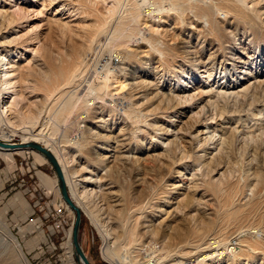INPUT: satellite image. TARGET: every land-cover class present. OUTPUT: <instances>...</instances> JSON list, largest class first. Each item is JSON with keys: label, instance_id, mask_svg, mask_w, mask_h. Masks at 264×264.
Segmentation results:
<instances>
[{"label": "rangeland", "instance_id": "obj_1", "mask_svg": "<svg viewBox=\"0 0 264 264\" xmlns=\"http://www.w3.org/2000/svg\"><path fill=\"white\" fill-rule=\"evenodd\" d=\"M2 1L6 2L7 0ZM12 1L15 4L22 0L7 2L13 4ZM32 1L36 5L41 0ZM236 4L240 10L241 8L244 9L243 13L241 12L242 15L250 17L251 22L246 18H238L236 12L230 11L232 7L236 9ZM251 4L252 0H57L54 4L45 2L43 13H40L39 18L29 23L24 22L27 16L23 18L20 14L13 16L10 21L2 20V24L6 25L9 21L10 26H12L10 34L5 39L6 42L8 41V45L10 44L9 48L12 49V52L10 54L3 53L2 56H4V61L12 60L15 65L17 63L18 71L15 68V72L17 71L16 73L20 74V77L25 78L26 84L16 87L17 94L13 99L12 109L9 108L10 111L7 114H2L0 135L8 133L10 130L20 131L32 128L37 132L40 129L42 136L38 140L39 144L42 146L48 142L49 147L54 150L56 155L61 159L64 158L63 161L66 165L69 163L70 166L67 167L69 175L72 171L74 175H77L81 173L79 172L80 169L83 173L85 170L92 171L93 169L95 178L93 176L92 179L95 181V192H92L91 197H89L91 200L89 199L87 205L88 210L84 209L82 213L79 232L81 248L90 264H116L115 260H117L103 249L104 243L101 234L91 214H100V219L104 221L106 216H109L111 220L108 222L114 223L108 224L113 228L112 230L116 231V226H120L121 228L118 230L125 231V226H138L137 228L141 229L147 219L146 213L151 207V210L157 209L162 212L164 210L162 218L166 219L168 216L166 214L177 206L175 208L176 214H172L167 217L168 220L166 219L165 226L167 227L159 228L152 224L156 228L154 229L155 234H157L156 237L169 240V236L174 233L177 227L199 230L202 225L205 226L207 220H211L216 221V228L212 232L214 235L207 236L210 238L219 234L215 231L219 226H222L220 220L223 217V212H226L225 210L228 212V208L230 209L229 203V207L226 208L227 203L225 201L227 200H225L224 195L225 190L232 186L236 187L237 196L234 197V205L239 208L240 212H243H241L242 214L247 212L245 216H249L248 222L245 220L247 224H245L244 229L249 235H256V239H250V243L254 240L262 242V233L259 232L264 229V103L252 104L249 107L245 104V107L242 108L236 105L235 101L231 102V99L222 100L223 103L220 102L219 105H225L224 108L228 114H225L226 117H220V112L215 108L217 105L208 109L203 107L202 102L199 101V104L196 101L201 95L200 91L207 90V86L213 90L225 86L224 88L230 87L231 91L238 92L243 85V81L240 82L238 77L243 76L246 83L247 80L248 83L264 81V35H261L264 34V15L256 16L255 13L253 15L252 10L255 9ZM60 6H62L61 10L57 9ZM261 6L263 7L261 10L264 11V4ZM199 8L200 10H210V13L214 14L213 18L218 31H221L222 38L220 40L225 41L226 51L224 50L223 53L224 56L226 55V59L219 57L215 61L210 60L209 65L195 64L198 67L188 65L186 62H183L185 65L179 64L180 51L169 52L173 50L171 49L173 44L168 45V41L171 40V37L177 38L174 42L185 40L186 36L182 37L181 29L186 25L188 26L189 23L193 27L206 25L205 19L203 20V17L199 15ZM56 10L60 12L56 14ZM29 15L34 16L33 14ZM161 21H166L168 24L161 23ZM251 24H258L260 28L258 25L253 27ZM172 27H176V30ZM216 30L207 29L206 33L210 34L212 39L217 33ZM12 31L14 32L11 33ZM203 32L205 33L204 30ZM189 41L192 44L196 43L200 48L203 46L205 52L202 61H206L209 50L203 39L197 40L196 37H193L189 38ZM29 44L32 45V49H35L32 53L31 51L28 52L26 48ZM136 48L138 51L148 49L145 52V55H148V61H143V63L140 61L139 57L141 56L135 53ZM126 51L133 52L134 58L131 57L133 53H130L128 59L124 58L121 61L122 65L108 60L109 56L112 57L114 53L124 55ZM79 53H83L82 60L77 66H74V74L78 77L74 81L71 77V82L66 83V86H61L60 89L63 91L59 100L55 99V95L49 92L52 94L50 97L45 89L50 88L51 82L57 81V79L55 76L49 75L47 78L43 77L44 74L49 73L47 69L48 60L58 66L64 64L67 57ZM19 57L21 59L17 62ZM230 58L234 61L242 60L244 64L236 63L235 70L232 67L234 61L229 60ZM27 61H30L29 66L26 65ZM132 62L137 68L135 76L143 77L141 80L144 79L143 81L146 82L149 80L148 83L150 84L155 83L154 91L160 99L168 97L171 92L173 96H176V99L170 101L171 103L164 98L159 105L162 109L166 108V104L167 107H172L175 104L184 106H182L184 113L182 115L178 113V117L174 120L175 126L169 125L170 127H168L166 125L167 118L160 113L154 117L150 112H146L158 105L157 102L150 100L151 95L148 97L147 102L150 101L147 106L140 107V103L135 104L134 101H131L129 90L124 89L120 92L121 94L115 95V92L119 91L115 87L116 84L127 82V72L122 68ZM21 66L23 67L21 68ZM173 66H178L181 69L178 67L175 69ZM149 67H156L155 69L159 71L157 75L150 76L147 72ZM245 70L248 72L247 75L241 72ZM114 76L117 77L118 83L112 82ZM208 76L210 77L208 78ZM61 83L59 82V84ZM155 88L159 90H155ZM182 90L185 92L182 93ZM184 93L189 94V96L183 97ZM144 106H146L145 114L142 113ZM0 107L3 108V103ZM95 113L104 119L107 124L106 128L108 127L107 129L112 133L115 134L122 129L123 132H128L127 136L132 142L129 151L137 157L136 161L129 162L116 159L113 161L114 165L111 171L99 166L100 164L92 165L93 157L90 148H92L93 136L87 127L93 116L96 115ZM31 115H37V119L32 118ZM205 122L211 124L208 131L212 136L210 143L208 142L210 150L201 153L204 151L203 147L199 150L200 152L198 151L201 143L200 145L199 143H191L189 138L199 131L201 129L200 124ZM148 125L151 126L150 128L162 125L167 130L172 131L170 138L175 139L171 140V144H168L167 141L153 139L152 134L149 133V128H147ZM220 125L225 129L226 134L221 133ZM226 137H229V145L221 148L220 141ZM20 140L21 135L17 134L11 137L9 141L18 144ZM63 144L67 145V152L62 147ZM61 150L63 151L61 152ZM159 153L163 154L164 157L160 156L159 159H155L153 156ZM198 154L206 158L207 164L198 161ZM210 158L213 160L209 161ZM252 162L254 163L252 164ZM89 166L91 168L87 169ZM132 166L134 169H131ZM165 167L170 169V177L167 176L169 179L164 176ZM256 167H259L258 170L260 171ZM256 170L260 172L259 178H257ZM248 171L252 173L251 176ZM247 177L249 178L248 181ZM136 178L140 183L136 182ZM253 178L260 181L259 193L253 201L250 200L253 196H247V202L251 201L250 204L254 205H249L246 209L247 205L243 206V203L246 202L245 198L240 194L249 183L254 182ZM174 183L184 189L183 194L177 195L176 199V196L167 192L168 185ZM193 189H200L199 191L204 194V198L202 197V199L200 194H196ZM219 190L221 191L219 192ZM186 196L192 199V204H186L182 201L179 205L174 204L172 206L168 202L175 203L177 199L181 201L180 198ZM159 200L161 201L158 203ZM121 203L123 207L120 206ZM144 204L146 206L148 204V206L146 207ZM143 206H145L144 209ZM122 212H125L126 215ZM240 212L239 214H241ZM250 212H254L255 215ZM30 217L34 218V223L29 221ZM73 218V215L61 203L57 192L55 173L48 162L42 161L31 150H25L23 153H12V155L0 151V264H77L74 255L71 256L70 250H68V234L72 227ZM120 218L121 223L119 225L117 219ZM258 221H260L258 227L252 225L249 227V223L254 224ZM232 223L230 222V224ZM201 233L205 234V231H201ZM231 233L232 231H229V234ZM235 235L236 233H233L229 238ZM139 237H141L140 233ZM140 239L142 242L145 241L142 237ZM178 254L172 256V262L174 260L178 262L179 259L183 264H199V259L196 261L190 255L179 257ZM228 259V264L245 263L244 258L239 261L234 258ZM261 260L264 259L261 258ZM252 261L254 263L251 262L250 264L264 263V261H260V257Z\"/></svg>", "mask_w": 264, "mask_h": 264}, {"label": "bare ground", "instance_id": "obj_2", "mask_svg": "<svg viewBox=\"0 0 264 264\" xmlns=\"http://www.w3.org/2000/svg\"><path fill=\"white\" fill-rule=\"evenodd\" d=\"M7 1H11V0H7ZM4 2L2 0H0V102L1 104L3 103V108L0 107V124L2 121V114H7L10 110L9 108H11L12 103L14 102V97L17 94V90L16 87L19 85H25V78L24 77H20V74L18 75V73H16L18 71V67H16L15 62L14 61H4V56H2L3 53H8L10 54L12 52V49L9 48L8 45V41L6 42L5 39L7 38V35L10 34V28L12 26H10V20L11 18H13V16H15L16 14H20L21 16H23V18H27L25 19L24 22L29 23L32 20L39 18V14L43 13L44 7H45V2H51V4H54L56 1L55 0H41L40 3H35L36 5H34L32 0H20L21 2L15 3L13 2V4H11L10 2ZM55 1V2H53ZM235 1V0H234ZM35 2V1H34ZM190 2V1H189ZM237 2V1H236ZM39 4V5H38ZM203 4V3H202ZM210 4V3H209ZM224 4V3H223ZM238 4V3H237ZM236 4V9H234L233 7L230 9V11L236 12V16L240 19H248L249 22H251V18L247 17L245 15H242L243 10L241 8V10L237 7ZM264 4V0H252V4L253 8L255 10H252V13L254 15V13L256 14V16H260L259 14L264 15V11L263 7L261 5ZM64 5V4H63ZM204 5V4H203ZM202 5V6H203ZM38 6H41V8H38ZM205 6V5H204ZM261 6V7H260ZM60 6L57 9L61 10ZM199 7V6H198ZM242 7V6H241ZM259 7V8H258ZM166 8V7H165ZM203 8V7H202ZM205 8V7H204ZM203 8V9H204ZM246 8V7H245ZM155 9V8H154ZM167 9V8H166ZM191 9V8H190ZM218 9V8H216ZM250 9V7H249ZM262 9V10H261ZM169 10H171L169 8ZM200 10V8H199ZM221 10V9H219ZM176 11V10H174ZM60 11L56 10V14H58ZM242 12V13H241ZM81 13V12H80ZM245 13V12H244ZM29 14H33L34 16H30ZM246 14V13H245ZM199 15L201 17H203V20L205 19V23L206 25L204 26H190V23L188 24V26H184V28H182V37H185V40H179L178 42H174L176 41L175 39H173V37H171V40H169L167 43L168 45L173 44L172 48L173 50H170L169 52H177L178 50L180 51V56H179V64L186 62L188 63V65H192L193 67H198L196 65L198 64H206L209 65L210 60H216L219 57L225 58L224 56V50H225V41L220 40L221 37V31H218V27L216 25V22L213 18L214 14L210 13V10H200L199 11ZM235 15V14H234ZM19 18V17H18ZM17 18V19H18ZM258 18V17H257ZM6 19L9 20L8 23L2 24V20ZM160 19V18H159ZM162 20V18H161ZM164 20V19H163ZM23 21V19H22ZM241 21V20H240ZM16 22V21H15ZM20 22V21H19ZM175 22V21H174ZM182 22V21H181ZM191 22V21H190ZM196 22V21H195ZM203 22V21H201ZM220 22V21H219ZM218 22V23H219ZM14 23V21H13ZM56 23V22H55ZM161 23H167L166 21H161ZM155 24V23H154ZM168 24V23H167ZM192 24V23H191ZM195 24V23H194ZM230 25V23H227ZM245 24V23H244ZM12 25V23H11ZM165 25V24H164ZM258 24H251V26L255 27ZM103 26V25H102ZM259 26V25H258ZM9 27V28H8ZM148 27V26H147ZM224 27V26H223ZM143 28V27H142ZM214 30L217 29V33L214 35V38H210V34L206 33V30ZM225 28V27H224ZM252 28V27H250ZM260 28V26H259ZM144 29V28H143ZM172 29L176 30V27H172ZM96 30V29H95ZM156 30V29H155ZM161 30V29H160ZM164 30V29H163ZM203 30L205 31V33L203 32ZM153 31V30H152ZM151 31V32H152ZM168 31V30H167ZM14 31H12L11 33H13ZM143 32V31H142ZM164 32V31H163ZM231 32V31H230ZM102 33V32H101ZM214 33V32H213ZM227 33V32H226ZM232 33V32H231ZM155 34V33H154ZM164 34H166L164 32ZM169 34V33H168ZM99 35V34H98ZM188 35V36H187ZM264 35V34H261ZM176 36V35H175ZM226 36V35H225ZM161 37V36H160ZM181 37V38H182ZM196 37V39L198 40L199 38L203 39V42L206 43L205 45L208 46V56L206 57V61H202V57L204 55L203 51V46H201V48L196 44L193 43L191 41H189V38H193ZM231 37V36H230ZM260 37V36H259ZM15 38V37H14ZM233 38V37H232ZM44 39V38H43ZM173 39V40H172ZM183 39V38H182ZM168 40V39H167ZM235 41V40H234ZM12 42V41H10ZM162 42V41H161ZM199 44V43H198ZM236 44V43H235ZM254 44V43H253ZM31 44H29L26 48L28 49V52L34 51L35 49L31 48ZM233 46V45H232ZM140 49V48H139ZM134 50V49H133ZM148 51L147 50H137V48L135 49V53L137 55H140L141 57H139L140 61L143 63V61H148V55H145V52ZM226 51V50H225ZM45 52V51H44ZM232 52V51H230ZM130 53H133L131 51H126V53L124 55H120V54H113L112 57L109 56L108 60L114 63H117L119 65H122V60H124V58L128 59V55ZM166 53V52H165ZM19 54V53H18ZM17 54V55H18ZM148 54V53H146ZM22 55V54H21ZM173 55V53H172ZM230 55V54H229ZM82 56L83 53H79V54H75L72 57H67L65 59V63L64 64H60L58 66L54 65L53 63L49 61L48 65V71L49 73L44 74V78H47V76H55V78L57 79V81H53L51 82V87L46 88L45 91L47 94L53 93L56 97L55 99H58L62 96V91L60 88H62L63 86H66V83L71 82V77H73L72 81H74V79L76 77H78V75H75L74 73V66H77L79 61L82 60ZM125 56V57H124ZM233 56V55H232ZM231 56V57H232ZM18 57V56H17ZM131 57L134 58V53L131 54ZM199 57V62H196V58ZM230 57V56H229ZM19 59H21L20 57L18 58L17 62H19ZM43 59V58H42ZM47 59V58H45ZM226 59V58H225ZM237 59V58H235ZM231 61V58L229 59ZM45 62H48L46 60H44ZM91 61V60H89ZM155 61V60H154ZM44 62V63H45ZM107 62V61H106ZM213 62V61H212ZM233 63V62H232ZM236 63H241L244 64V62L242 60L239 61H234V65H232L230 63V65H232V67L236 70ZM30 64V61H27L28 65ZM145 64V63H144ZM178 64V63H177ZM184 64V63H183ZM196 64V65H195ZM134 62L127 64L126 67L121 68L126 70L127 72V82L124 83H119L116 84V89H118L119 91L115 92V95H119L121 94L120 92L122 90H129V92L131 93V101L136 103H140V106L146 105L147 103L151 100V101H155L157 102V106L156 107H152L153 111L150 109L149 111H146V106H144L142 108V113L145 114V111L147 113H151L152 115H154V117H157V114L160 113L162 115H164L167 119H166V125L168 127L171 126H175L174 125V120L178 117L177 114L179 113V115H182L184 112L183 111V105H172L167 107L166 104V108L162 109L159 105L160 102L166 98L167 100H169V102L172 99H176V96L172 95L171 93L168 94V97H163L162 99H160V97L158 96L157 93H155L154 91V86L156 87V84L152 83H148L146 81L141 80L142 78H139L137 76H135V70L137 69L134 66ZM153 65V64H152ZM185 65V64H184ZM29 66V65H28ZM146 66V65H145ZM172 66V65H171ZM179 66V65H178ZM178 66H173L175 69ZM191 66V67H192ZM23 66H21L22 68ZM15 68H17V71L15 72ZM20 68V67H19ZM29 68V67H28ZM156 68V67H155ZM154 67H149L147 70L148 74L150 76L152 75H157V73L159 72L158 69L156 70ZM180 68V67H178ZM208 68V66H207ZM24 69V68H23ZM46 69V70H47ZM173 69V70H175ZM181 69V68H180ZM24 70H28L27 68ZM118 70V69H117ZM142 70V69H141ZM176 71V70H175ZM174 71V72H175ZM179 71V70H178ZM206 71V70H205ZM248 71V70H247ZM181 73V71H179ZM207 72V71H206ZM243 72V74L247 75L248 72L245 71H241ZM177 73V71H176ZM179 73V74H180ZM231 73V72H230ZM43 74V73H42ZM210 76H208L209 78ZM98 78V77H96ZM95 79V78H93ZM239 81L242 82L243 81V85L242 88L238 91V92H233L231 91L230 87H217L218 90L216 89H211L209 86H207V90L205 91H200L201 95H199L198 99L196 100L197 103L202 102L204 105L203 107H207L208 109L211 108L212 106L214 107L215 105H217V107H215L216 109H218V111L220 112V117H224L225 114H228L225 110V105H219L220 102L223 103L222 100H230L231 102L235 101L236 105H238L239 107L244 108L245 104H247V106L249 107V105H256L259 103H264V81H256L253 83H246V79L244 80L243 76L242 77H238ZM237 79V81H238ZM107 80V79H106ZM112 82H116L118 83V79L117 77H113ZM97 81V80H96ZM99 81V80H98ZM124 81V80H123ZM59 82H62L61 84H59ZM42 83V82H41ZM63 84V85H62ZM30 86V85H29ZM62 86V87H61ZM101 86V85H100ZM104 86V85H102ZM241 86V85H240ZM36 87V86H35ZM206 87V86H205ZM216 88V87H215ZM224 88V89H223ZM61 91H60V90ZM99 89V87H98ZM158 89V88H157ZM155 88V90H157ZM186 89V88H185ZM43 90V89H42ZM104 90V89H103ZM159 90V89H158ZM233 90V89H232ZM65 91V90H64ZM91 91V90H90ZM50 92V93H49ZM55 92V93H54ZM57 92V93H56ZM158 92V91H157ZM170 92V91H169ZM182 93L185 92V90L181 91ZM45 93V92H44ZM64 93V92H63ZM99 93V92H98ZM159 93V92H158ZM114 94V93H113ZM111 94V95H113ZM160 94V93H159ZM167 94V93H165ZM196 94V93H194ZM240 94H242L240 96ZM52 94H50L51 97ZM123 95V94H122ZM151 95V99L147 102L148 97ZM163 95V94H162ZM161 95V97H162ZM114 96V95H113ZM127 96V95H125ZM166 96V95H164ZM183 97H187L189 96V94H185L182 95ZM115 97V96H114ZM180 97V96H179ZM193 97V96H192ZM214 97V99L212 100V98ZM21 98V97H20ZM119 98V97H118ZM123 98V97H121ZM218 98V99H216ZM12 99V100H11ZM19 99V98H18ZM116 99V98H115ZM126 99V98H125ZM165 99V100H166ZM57 100V101H58ZM187 100V99H186ZM173 101V100H172ZM168 102V103H169ZM185 102V101H184ZM183 102V103H184ZM229 102V101H228ZM53 103V102H52ZM171 103V102H170ZM199 103V104H200ZM227 103V102H225ZM230 103V102H229ZM0 104V105H1ZM134 104V105H135ZM52 105V104H51ZM130 105V103H129ZM128 105V106H129ZM151 105V104H150ZM186 105V104H185ZM183 106V107H182ZM227 106V105H226ZM229 106V104H228ZM14 107V105H13ZM135 107V106H134ZM235 107V105H234ZM247 107V108H248ZM251 107V106H250ZM214 108V109H215ZM241 108V109H242ZM245 108V109H247ZM3 109V111H2ZM12 109V108H11ZM215 109V110H216ZM228 109V108H227ZM240 109V108H239ZM42 110V109H41ZM211 110V109H210ZM258 110V109H257ZM207 111V109H206ZM214 111V110H213ZM212 111V112H213ZM234 111V109H233ZM256 111V110H255ZM254 111V112H255ZM260 111V109H259ZM96 112V111H95ZM202 112V111H201ZM205 112V111H204ZM210 112V111H209ZM208 112V113H209ZM216 112V111H215ZM218 112V113H219ZM100 113V112H99ZM174 113L173 115H168ZM217 113V112H216ZM216 113H213L216 115ZM234 113V112H233ZM256 113V112H255ZM96 114V113H95ZM103 114V111H102ZM159 114V115H160ZM204 114V113H203ZM210 114V113H209ZM208 115V114H207ZM230 115V114H229ZM32 118L37 119V115H31ZM115 116V115H114ZM206 116V115H205ZM214 116V115H213ZM232 116V115H231ZM113 117V116H112ZM148 117V116H147ZM146 117V119H147ZM159 117V116H158ZM215 117V116H214ZM226 117V116H225ZM105 118V117H104ZM114 118V117H113ZM144 118V116H143ZM161 118V117H160ZM209 118V117H208ZM218 118V117H217ZM110 119V118H109ZM151 119V118H150ZM148 119V120H150ZM156 119V118H155ZM227 119V118H226ZM263 119V118H262ZM214 120V119H213ZM153 121V120H152ZM151 121V122H152ZM120 122V120H119ZM204 122V121H203ZM3 123V122H2ZM42 123V121H41ZM206 123V122H205ZM201 123V129L199 131H197L195 134L191 135L189 140L191 141V143H201V145L199 146L200 148L198 149L201 150V148L203 147L204 151H202L201 153H204L206 150H208L210 147L208 146V142L211 140V136L210 133L208 131V129L211 127V124L209 123ZM211 123V122H210ZM89 126L87 127V130L89 132H91V135L93 136V143H92V148H90V152L91 155L93 157V166L94 165H99L102 166L103 168H105L108 171H111L112 167H113V161L116 159H120V160H126V161H136L137 157L129 151V148L132 145L131 139L127 136L128 132H123L118 131L115 134L112 133V131H110L109 129L106 128V123L104 121V119H102L100 116L98 117L97 114L95 116H93V119L90 123H88ZM155 124V123H154ZM114 125V123H113ZM155 126V125H154ZM157 126V125H156ZM219 126V125H218ZM222 125H220V131L221 133L224 135L225 133V129L223 127H221ZM30 127V126H29ZM148 125L147 128H149V133L152 134V138L158 141H164L169 144H171V140L175 139V138H170V132H172L171 130H167V128L163 127L162 125L157 126V127H152ZM214 127V126H213ZM218 128V127H217ZM254 129V128H253ZM179 132V131H178ZM177 132V133H178ZM8 133H10L8 135ZM8 133H2V135H0V142L2 143H8V144H14V143H10L11 141L10 138L16 136L17 134L21 135V140L18 144H15V147L12 148H0V151L3 152H8L9 155H12V153H23L25 150H31L32 153H34L36 156H38L39 158L42 159V161L44 162H48V160L46 159V157L41 154L38 151H35L33 149L30 148H26L24 147L25 144L29 143V142H34V143H40L38 140L41 138L42 136V130L39 129V131L35 132L32 128H27V129H23L20 131L17 130H10ZM229 133V132H228ZM146 134V131H145ZM176 134V133H175ZM90 135V134H89ZM150 135V134H149ZM175 136V135H174ZM228 136V135H227ZM225 137V136H224ZM247 137V136H246ZM170 139V140H169ZM173 141V140H172ZM176 141V140H175ZM247 141V140H246ZM47 142V141H46ZM210 143V142H209ZM51 145V144H50ZM212 145V144H211ZM229 145V137L226 138H222L220 141V147L222 148V146H228ZM44 148H46L56 159V161L58 162V165L60 166V169L62 171L63 177H64V181L66 183V189L68 191L69 188V193L70 194V199L71 201L74 203V205L81 211V214L83 213L84 209L88 208V204H89V197H91L92 192H95V186H94V173H93V169L91 170H85L84 173L81 171V173L74 175L73 171H72L69 175L67 167L70 165H66V163L63 161L64 158L61 159V157H58L56 155V153L54 152L53 149H51L49 147L48 142L46 144L42 145ZM70 146V144H69ZM158 146V145H157ZM165 146V145H164ZM245 146V145H244ZM62 147L64 148V150H66L67 152V145H62ZM219 147V148H220ZM215 149V148H214ZM141 150V149H140ZM144 150V149H143ZM146 150V149H145ZM210 150V149H209ZM63 150H61L62 152ZM135 151V150H134ZM148 151V150H146ZM164 151V150H163ZM170 151V150H169ZM197 151V150H196ZM197 151V152H198ZM200 152V151H199ZM218 152V151H217ZM71 153V152H69ZM136 153V152H135ZM219 153V152H218ZM7 154V153H6ZM131 154V156H129ZM165 154V153H164ZM65 155V154H64ZM163 154L159 153L154 155L153 157L155 159H159L160 156H162ZM169 155V154H168ZM173 156V155H172ZM217 156V154H216ZM63 157V156H62ZM75 157V156H73ZM119 157V158H118ZM164 157V156H162ZM166 158H170L168 156H165ZM68 158V157H67ZM165 158V159H166ZM197 158L199 159L198 161H200L201 163L207 164L206 163V158L203 157V155L198 154ZM66 159V158H65ZM182 160V159H181ZM196 160V159H194ZM213 160L212 158H210L209 161ZM73 161V160H72ZM158 161V160H157ZM179 161V160H178ZM177 161V162H178ZM197 161V162H198ZM70 162V161H69ZM118 162V161H117ZM49 163V162H48ZM92 163V162H91ZM90 163V164H91ZM138 163V162H137ZM169 163V162H168ZM179 163V162H178ZM251 163V162H250ZM254 162H252L253 164ZM72 164V163H71ZM75 164V163H74ZM77 164V163H76ZM131 164V163H130ZM177 164V163H176ZM259 164V163H258ZM257 164V166H258ZM120 165V164H119ZM134 165V164H133ZM168 165V164H167ZM251 165V164H250ZM256 166V164H254ZM51 166V165H50ZM135 166V165H134ZM138 166V165H137ZM174 167V164L172 165ZM203 166V165H202ZM249 166V165H248ZM253 166V165H252ZM251 166V168H252ZM254 166V167H255ZM260 166V165H259ZM128 167V166H127ZM133 167V166H132ZM172 167V168H173ZM90 169L91 166L87 167V169ZM97 168V167H95ZM257 170L259 167H256ZM85 169V168H84ZM82 169V170H84ZM131 169H134L131 168ZM136 169V167H135ZM139 169V168H138ZM179 169V168H178ZM177 169V170H178ZM185 169V168H184ZM260 169V168H259ZM103 170V169H102ZM120 170V169H119ZM248 170H250V168H248ZM256 170V171H257ZM132 171V170H131ZM134 171V170H133ZM132 171V172H133ZM164 176L166 178L170 177L169 173H170V169L168 170L167 167L164 168ZM260 171V170H258ZM257 171V178H259L260 176V172ZM78 172V171H77ZM136 172V171H135ZM175 172V171H173ZM177 172V171H176ZM175 172V173H176ZM249 172V173H248ZM247 173L251 174L250 171H248ZM254 172V171H253ZM121 173V172H120ZM97 174V173H96ZM95 174V175H96ZM102 175V174H101ZM100 175V176H101ZM131 175V174H130ZM168 176V177H167ZM247 176V175H246ZM98 177V176H97ZM262 177V176H261ZM95 178V176H94ZM134 178V177H133ZM257 178H253L254 180V184L253 183H249L248 186L246 188H244V191L242 190V194H240L243 198H245V201L243 203V206L247 205V207H245L246 209L249 207L250 202L253 201L255 198L258 197V193H259V188H260V181L256 180ZM169 179V178H168ZM171 179V178H170ZM100 180V178H99ZM142 180V179H141ZM249 180V178L247 177V181ZM252 180V179H251ZM55 181H56V186H57V192L59 194L61 203L64 204V206L66 207V210L73 215L74 217V212L68 207V205L64 202L61 194H60V190H59V186H58V181L57 178L55 176ZM103 181V180H101ZM263 181V180H261ZM136 182L138 183V178H136ZM242 182V181H241ZM251 182V181H250ZM140 183V182H139ZM247 183V182H246ZM245 183V184H246ZM103 184V183H102ZM99 185V184H98ZM236 185V184H235ZM168 189V194H173L175 197V199L183 194L184 189L181 186H178L177 184H169ZM192 186V185H191ZM202 186V185H201ZM200 186V187H201ZM71 187H73L71 189ZM90 187V188H88ZM108 187V186H107ZM142 187V186H141ZM199 187V188H200ZM79 188V189H78ZM98 188V187H97ZM109 188V187H108ZM195 188V186H194ZM198 188V186H197ZM264 188V186H263ZM194 190V189H193ZM200 190V189H199ZM198 189H195L194 192L196 194H200L201 198L204 196L203 193H201ZM228 190V191H227ZM246 190V191H245ZM262 190V189H261ZM89 191V192H88ZM221 190H219L220 192ZM226 193L224 195L225 197V201L227 203V206L229 207L230 205V209L228 208V212L227 210H225L226 212H223V217L220 220V223L222 226H219V228L217 229V231L215 232H219V234L216 236H212L210 238H207L208 235H214L212 234L213 229L216 228L215 226V222L211 221V220H207V222H205V226L202 225V227L197 230V229H186V227L180 228L177 227L174 230V233L169 236V240H165L163 239H159V237H156L157 234H155V227H159V228H163V227H167L166 225V219L167 217H170L172 214H176L175 213V208L177 207H173L170 212H166L168 216H166L165 218H162V213L163 212L161 210H148V212L146 213V217L147 219L144 221L145 224L142 225L143 230L137 228L138 226H122L125 228V231H120L118 230V228H121L120 226H116L117 230L114 231L112 230L113 228L111 226H109L108 224H114L112 221L108 222V220L110 221L111 219L109 218V216H106L105 221L103 222L100 219V214L99 215H93L92 219H94V221L97 224V227L99 229V232L101 234L104 246L103 249L107 252L110 253L111 255H113V257H115L117 260H115L116 264H125L126 262H128L127 264H183V262H180V260L178 259V262L174 260V262H172V256L176 255V253H179V257L182 256H192L196 261L199 259V264H228V258H234V259H238V261L241 258H244V264H250L251 262H253L252 260L255 259H259L260 257V261H264L261 260L264 259V229H262V231L260 230L259 233H262V242H258L259 240L250 243V239H256V235H249V233L247 232V230L244 229L245 224L248 217L249 216H245V214H247V212L245 214H242L239 210V208L236 207V205H234V197L236 196V187L232 186L229 189L225 190ZM109 192V190H108ZM116 192V191H115ZM120 192V191H119ZM203 192V191H202ZM207 192V191H206ZM217 192V193H219ZM237 192L238 189H237ZM250 194H247V193ZM107 193V192H106ZM152 193V192H151ZM224 193V192H222ZM114 194V193H113ZM122 194V193H121ZM137 194V193H136ZM155 194V193H154ZM162 194V192H161ZM164 194V193H163ZM264 194V193H263ZM159 196V194H157ZM166 195V194H164ZM163 195V196H164ZM178 195V196H177ZM187 195V194H186ZM189 195V194H188ZM216 195V194H215ZM253 196L250 200V202H247V196ZM122 196V195H121ZM192 196V195H191ZM213 196V195H212ZM211 196V197H212ZM239 196V195H238ZM115 197V196H114ZM118 197V196H117ZM120 197V196H119ZM128 197V196H127ZM167 197V196H165ZM237 197V196H236ZM130 198V197H129ZM156 198V196H155ZM169 198V197H168ZM204 198V197H203ZM202 198V199H203ZM122 199V198H121ZM143 199V198H142ZM180 200H176L175 203H172L171 201H168L171 203V205L173 206L174 204H178L181 203L182 201H184L186 204L189 203H193L192 199H190L189 196H186L185 198H180ZM91 200V199H90ZM126 200V199H125ZM130 200V199H129ZM148 200V199H147ZM146 200V201H147ZM151 200V199H150ZM163 200V199H161ZM159 200L158 203L161 201ZM201 200V199H200ZM119 201V200H118ZM127 201V200H126ZM157 201V200H156ZM155 201V202H156ZM229 201V202H228ZM241 201V200H240ZM244 201V200H243ZM263 201V200H262ZM123 202V201H122ZM132 202V200H131ZM188 202V203H187ZM130 203V202H129ZM196 203V202H195ZM229 203V205H228ZM236 203V202H235ZM127 204V202H126ZM157 204V202H156ZM123 204L121 203L120 206H122ZM145 205V204H144ZM183 205V204H182ZM194 205V204H193ZM224 205V204H223ZM254 205V204H253ZM251 205V206H253ZM133 206V205H132ZM146 206V205H145ZM143 206V209L144 207ZM148 206V204H147ZM146 206V207H147ZM168 206V205H167ZM181 206V205H180ZM250 206V207H251ZM123 207V206H122ZM157 207V206H156ZM179 207V206H178ZM198 207V205H197ZM137 208V207H136ZM135 208V209H136ZM160 208V207H159ZM225 208V207H224ZM109 209V208H108ZM121 209V208H120ZM123 209V208H122ZM260 209V208H259ZM88 210V209H87ZM93 210V209H92ZM194 210V209H193ZM191 211V210H190ZM195 211V210H194ZM224 211V210H223ZM246 211V210H244ZM251 211V210H250ZM109 212V211H108ZM113 212V211H112ZM111 212V213H112ZM119 212V211H118ZM133 212V211H132ZM239 212L241 214H239ZM249 212V210H248ZM252 212V211H251ZM250 212V213H251ZM117 213V212H116ZM126 215L125 212H122ZM143 213V212H142ZM254 213V212H253ZM251 213V214H253ZM98 214V213H97ZM108 214V213H107ZM106 214V215H107ZM136 215V214H135ZM142 215V214H140ZM249 215V214H248ZM255 215V214H253ZM263 215V214H262ZM137 217V216H136ZM173 217V216H172ZM171 217V218H172ZM194 217V216H193ZM118 218V217H117ZM143 218V217H141ZM261 218V217H260ZM74 219V218H73ZM144 219V218H143ZM258 219V217L256 218V220ZM262 219V218H261ZM119 221L118 224L120 225L121 223V218L117 219ZM168 220V219H167ZM246 220V221H245ZM137 221V220H136ZM142 221V219H141ZM218 221V220H217ZM125 222V221H124ZM230 222H233L232 224H230ZM245 222V223H244ZM248 222V221H247ZM244 223V225L242 226V224ZM142 224V223H141ZM155 224V227L152 225ZM225 224V225H224ZM226 224H228L226 226ZM117 225V223H116ZM220 225V224H219ZM248 225H250L249 227H251V225L254 227H258L260 225V221L256 222V223H249ZM262 226V225H261ZM264 226V225H263ZM114 227V226H113ZM138 230H137V229ZM264 228V227H263ZM137 230V231H136ZM249 230V229H248ZM201 231H205V234H202ZM229 231H232L231 234H229ZM71 232H72V227L69 231L68 234V250H70V254L71 256L74 255L73 253V247L71 244ZM115 232H119V233H115ZM173 232V231H172ZM139 233L140 236L142 238L145 239V241H141V237H139ZM211 233V234H209ZM233 233H236V235L232 238H229V236ZM118 234V235H117ZM147 234V235H146ZM205 237V239H204ZM228 237V238H227ZM202 239V240H201ZM230 239V240H228ZM228 240V241H226ZM261 240V239H260ZM141 243V244H140ZM205 243V244H204ZM204 244V246L202 247V245ZM143 250V252H142ZM177 258V256H176ZM167 259V261H166ZM259 261V262H260ZM237 262V261H236ZM230 263V262H229ZM238 263V262H237ZM235 263V264H237ZM254 263V262H253ZM198 264V263H197ZM233 264V263H232ZM240 264V263H238ZM243 264V263H242ZM259 264H264L262 262H260Z\"/></svg>", "mask_w": 264, "mask_h": 264}, {"label": "water", "instance_id": "obj_3", "mask_svg": "<svg viewBox=\"0 0 264 264\" xmlns=\"http://www.w3.org/2000/svg\"><path fill=\"white\" fill-rule=\"evenodd\" d=\"M12 147H15V144H8V143L0 142V148H12ZM24 147L40 152L46 157L49 164L51 165V168L53 172L55 173V176L58 181L60 194L64 202L74 212V219L72 223V232H71V244L73 247L74 259L77 262V264H90L81 248L80 240H79V232H80L82 214H81V211L71 201L68 195V191L66 189V183L64 181V177L60 169V166L58 165V162L46 148H44L38 143L29 142L25 144Z\"/></svg>", "mask_w": 264, "mask_h": 264}, {"label": "built area", "instance_id": "obj_4", "mask_svg": "<svg viewBox=\"0 0 264 264\" xmlns=\"http://www.w3.org/2000/svg\"><path fill=\"white\" fill-rule=\"evenodd\" d=\"M29 221L34 223V218L33 217H30Z\"/></svg>", "mask_w": 264, "mask_h": 264}]
</instances>
